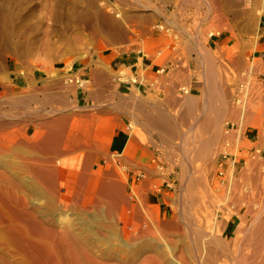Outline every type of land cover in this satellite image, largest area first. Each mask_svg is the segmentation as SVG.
<instances>
[{"label": "bare ground", "instance_id": "1", "mask_svg": "<svg viewBox=\"0 0 264 264\" xmlns=\"http://www.w3.org/2000/svg\"><path fill=\"white\" fill-rule=\"evenodd\" d=\"M205 3L208 15L204 28L207 29L205 33H201L206 34L205 41L219 40L225 36L226 44L232 43L225 54L223 77L228 82L225 87L230 90L232 106L226 105L228 92L217 80L219 74L210 51L203 47L198 52L192 51L193 44L197 43L192 34L181 25L176 29V18L172 21L165 20L164 24L155 25L154 30H158L157 26L159 29L160 25L164 26L163 32L159 30V38L155 40L153 37L150 48L139 51L150 60L153 57L159 74L168 73L169 79H148L145 82L148 89L146 91L150 96L155 95L151 92L153 88L168 87L170 91L165 93L169 101L172 100V95L177 94L182 98V103L176 107L173 100L165 108L151 103L145 95L141 96L144 100L137 95H129L119 102L116 109L121 113L123 122H127L124 134L128 140L126 143L116 140L114 146L117 149L124 148V152L111 153L107 166L118 173V165L137 148V141L143 136L142 130L149 131L167 150L185 134L181 127L186 118L190 116L191 124L199 120L197 115L191 116L196 105L188 89L183 88L185 84L181 82L192 71L194 76H201L199 84L202 88L200 102L203 119L199 128L206 133V137L198 140L199 146L191 147V153L207 162L205 165L208 167V176L203 184L199 179L186 178L183 164L180 172L182 179L188 184L185 198L194 199L201 184L209 192L208 202H211L221 198V194L225 192L221 189L224 187L227 194H230V187L238 185L233 179L235 171L241 166V178L247 180L251 194L253 188L264 189V49H261L258 42L264 0L261 7L253 11L258 23L253 38H242L234 32L232 25L224 23L225 15L221 13L220 4L216 1ZM225 31L229 34L224 35ZM153 33L152 31V35ZM164 42L169 49L168 63L155 59L151 52L154 46ZM179 49L183 52L182 55ZM176 50L180 56L174 59ZM182 61H186V64ZM105 65L113 79L135 82L131 72L122 68L113 70ZM161 68L163 72L160 71ZM79 73L81 74L65 83L67 92L76 94V108L79 107V92L80 97L86 101L109 94L105 83H96L97 76L101 73L93 70L89 63ZM84 76L88 78L87 82ZM24 81L23 89L8 75L0 86V264H264V200H253L260 210L253 215V220L246 228L237 229L234 236L238 237L234 238L231 249L214 232L204 233L198 229L188 239L185 227L180 225L181 220L165 225L156 219L153 227H147L139 217L131 219L125 211L130 202L121 189L125 171L130 172V169L121 165L122 176L118 181H99L101 176L97 179L98 190H93L86 201L95 215L87 217L88 209L85 208L84 201L79 202L77 197L80 195H73V192L80 188H75L77 183L86 179L83 176L88 172L87 164L105 150L96 143L86 141L92 136V129L89 127L92 117L79 113L76 117L81 118L78 129L82 127V134L74 135L71 130H74L77 121L71 116H42L35 126L39 131L32 140L26 137L11 147V137L16 133L14 127L17 124L4 117L13 116L31 98V80L25 77ZM88 82L92 88L85 93L79 87L86 88ZM59 88L60 85L46 81L43 88L46 104L57 101L66 105L65 94L58 92ZM48 106L45 110H52ZM176 116H180L179 122L174 118ZM248 124L253 126L245 128ZM100 134L103 135L104 132L99 130L98 136ZM191 137L194 144L196 137L194 134ZM80 150L84 158V165L80 170L68 171L63 160H56L61 155ZM15 156L23 158L25 162H15ZM139 170H136L137 179L144 181L148 178L154 184L162 174L163 165L157 162L154 170ZM177 179L179 181L178 174ZM168 184L171 189L173 184ZM136 192L134 191L135 195ZM240 199L239 207L248 205L242 196ZM60 206L73 210L77 215L75 220L80 224L76 225L71 219H67L65 213L58 211ZM223 210L228 211L216 207L212 215L222 214ZM235 211L239 209L234 205L231 212ZM246 213L243 210V217ZM159 229L166 232L177 231L178 243L175 244L176 241L170 237L156 234Z\"/></svg>", "mask_w": 264, "mask_h": 264}, {"label": "rangeland", "instance_id": "2", "mask_svg": "<svg viewBox=\"0 0 264 264\" xmlns=\"http://www.w3.org/2000/svg\"><path fill=\"white\" fill-rule=\"evenodd\" d=\"M205 1H216L218 5L220 4L221 13L225 15L224 23L232 25L234 32L242 38L255 36L253 34H256L255 29L258 23L253 11L261 7L263 0H195L194 2H185V0H0V86L4 84L2 80L8 75L12 76L15 83L23 89L25 77L31 80L32 85L29 89L31 98L25 104L23 103V107L13 116L4 117L5 120L17 124L14 127L16 133L14 137H11L13 140L11 147L26 137L32 140L39 131L35 126L42 116L60 114L71 116L77 121L74 130H71L74 135L82 134L80 129L82 127L78 129V122L81 118L76 116L83 113L92 117L93 121L91 119V124L89 123L92 136L86 141L91 144L96 143L105 150L87 164L88 172L83 176L86 179L78 182L75 188H80L73 192V195L75 193L80 195L77 197L79 202L84 201L85 208L88 209L87 217L95 215L86 203L91 192L98 190L99 181L108 182L110 179L118 181L122 176L120 166L123 165L130 169V172L125 171L121 189L129 199L130 203L125 211L132 220L139 217L144 220L147 227H153L156 219L165 225L181 220L180 225L185 227L184 232L188 239H191L192 233L198 229L203 230L204 233L214 232L215 236L222 238L231 249L234 238L238 237L234 236L237 229L246 228L253 220V215L260 210L257 209L253 200L263 201L264 189L253 188L251 194L247 180L241 178L240 170L243 166L240 165L233 179L238 185L230 187V194H227L226 187H224L221 189L225 191L221 194V198L208 202L209 192L200 184L201 188L194 199L185 198L188 184L182 179L181 164L184 165L186 178H196L201 181L200 183L205 184L208 176V167L205 165L207 162L195 157L193 152L191 153V147L199 146L198 140L206 137V133L199 128L203 119L201 95L192 99L196 109L191 116L197 115L199 120L191 124L190 116L185 119V124L183 123L181 127L182 132L185 133L181 138L182 142L181 139L176 140L174 147L166 150L149 131L142 130L143 136L137 141V148L118 165L116 174L108 168L107 162L110 160L111 153L124 152V148L117 149L114 146L119 134H123L121 138L125 139L121 140L122 143L128 140L127 135L124 134L126 132L124 126L127 122H123L121 113L116 109L118 103L124 98L110 101L102 94V96L86 101L80 97L79 92V107L76 108L75 92H67L65 88V83L80 75L82 67L88 63L93 70L101 73L97 76L96 83L99 85L105 83L106 78L110 76L105 64L112 67L119 57L132 54L136 50L146 51L150 48L153 37L159 33L158 30H154L155 25L164 24L165 20L172 21L176 18V29L180 25L183 26L196 40L194 51H200L201 47L210 51L217 74H219L217 80L220 86L228 92L226 105L231 107L230 90L225 87L228 86V82L223 80L226 67L225 54L230 46H226L225 42L217 50L212 51L206 48L209 41L204 39L206 34H201L207 29V27L204 28L208 15ZM262 26H264V14L261 18L260 29ZM223 33L224 35L229 34L227 31ZM223 39L225 40V36ZM164 52L158 58L154 52L153 55L158 60H163L168 55L166 51ZM176 52L174 59L180 56L178 50ZM179 52L182 55L183 52L181 50ZM182 63L186 64V61ZM200 78V74L198 78L192 71H189L185 80L181 82L186 84L192 80L200 82ZM84 80L87 82L88 78L84 76ZM46 81L60 85L58 92L65 94L66 105L57 101L46 104L47 99L43 92ZM86 85V88L84 86L79 88L88 93L92 88L91 83L88 82ZM128 93V96L137 95L143 100L141 96L145 95L151 103H157L165 108L166 104H171L173 100L176 102V107L182 103V98H179L177 94L172 95V100L169 101L166 93L164 96H148L149 93L146 90L136 87ZM48 105L52 110H45ZM215 105L218 103L215 102ZM99 110L105 111L100 112ZM95 114H102V117L98 120ZM104 114H108V117L103 116ZM174 118L179 122L180 116ZM252 126L248 124L245 128L250 129ZM192 127L194 129H191ZM99 130H102L104 134L98 136ZM191 134L196 137L194 144ZM13 160L20 163L25 162L18 156H15ZM56 160H63L68 171L80 170L84 165L81 150L61 155ZM157 162L163 165L162 174L159 179H156L157 182L152 184L148 178L144 181L136 178V170L140 171L139 169L144 168L154 170ZM99 177L100 180L97 181ZM167 182L170 185L173 184L171 189L167 187ZM134 191H137L136 195ZM241 196L248 202V205L243 208L239 207ZM249 198H251L250 201ZM234 205L238 206L239 211L231 212ZM211 207L212 210H210ZM216 207L225 208L228 211L223 210L222 214L212 215ZM243 210L247 212L245 217H243ZM58 211L65 213L67 219H71L76 225L80 224L75 220L77 215L73 210L60 206ZM230 220H232L231 225ZM177 233V231L156 230V234L172 238L176 241L175 244L178 243Z\"/></svg>", "mask_w": 264, "mask_h": 264}, {"label": "crops", "instance_id": "3", "mask_svg": "<svg viewBox=\"0 0 264 264\" xmlns=\"http://www.w3.org/2000/svg\"><path fill=\"white\" fill-rule=\"evenodd\" d=\"M159 35V33H157ZM154 37L155 40L159 38V36ZM259 45L261 49H264V26L260 29V35L258 38ZM225 44L224 39H219V40H214V41H209L207 42L206 48H209L210 50H217L220 49V46ZM161 45V44H160ZM160 45L154 46L151 52L153 53L154 50L157 48H160ZM226 46H231L232 43L230 44H225ZM152 46V45H151ZM195 44L192 46V51H194ZM191 50V47H190ZM189 52V51H187ZM155 54V53H154ZM154 56V55H153ZM155 59H157L154 56ZM154 59L153 57L151 60L147 57H144L142 53L138 51H133L132 54H129L127 56L119 57L114 63L112 64L113 70H120L121 68L124 70H128L131 72L132 77H134L135 82L131 83V81L127 80V82L119 81L118 78L113 79L111 76L106 78L105 85L108 86L109 89V94H106L105 97H107L108 100H120V99H125L128 96V92L132 91V88H140L141 90H147L145 86V82L149 80H152V78L156 77L158 81H163L169 79L168 73L166 74H159L158 72V67L153 63ZM170 66L168 65V68ZM96 76L97 73H94ZM133 79V78H132ZM157 88V87H156ZM153 88L151 92H154L155 96H164L165 91H170L168 87L166 89L162 87H158L157 89ZM190 89V96L192 99L197 98L199 95H201V87L198 81H193V83L189 87ZM108 115V114H107ZM106 114L103 116L108 117ZM96 118L102 117V114H95ZM95 118V117H94ZM123 134H119V140H125L122 139L121 136Z\"/></svg>", "mask_w": 264, "mask_h": 264}, {"label": "built area", "instance_id": "4", "mask_svg": "<svg viewBox=\"0 0 264 264\" xmlns=\"http://www.w3.org/2000/svg\"><path fill=\"white\" fill-rule=\"evenodd\" d=\"M158 27H159V26H157L158 31L160 30V31L163 32V27H164V26H163V25H160L161 29H159ZM167 50H169V49L167 48V46L165 45V43H162V44L160 45V48H157V49L154 50L153 52L155 53L156 57L158 58V57L162 56V55L165 53L164 51L167 52ZM138 52H139V51H138ZM140 53H142V52H140ZM142 54H143V56H145L144 53H142ZM168 60H169V55H166L162 61L168 63ZM168 65H169V64H168ZM160 71L163 72V69L161 68ZM123 82H125V81H123ZM192 83H193V80L190 81L188 84L184 83L185 86H183V88L188 89V92H189V93H190V89H189V87H190V85H191ZM179 89H180V88H179ZM235 102H236V99L234 100V103H235ZM167 187H169V184H168V183H167Z\"/></svg>", "mask_w": 264, "mask_h": 264}]
</instances>
